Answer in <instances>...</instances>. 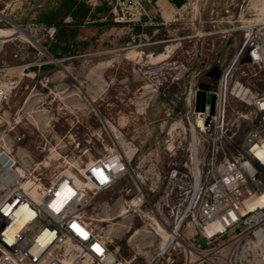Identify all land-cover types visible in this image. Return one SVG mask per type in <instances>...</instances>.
I'll return each instance as SVG.
<instances>
[{"label": "rangeland", "instance_id": "rangeland-1", "mask_svg": "<svg viewBox=\"0 0 264 264\" xmlns=\"http://www.w3.org/2000/svg\"><path fill=\"white\" fill-rule=\"evenodd\" d=\"M0 17L27 35L0 52V153L48 183L129 147L137 177L84 213L120 258L148 264L163 251L155 264H264L251 237L197 254L155 225L172 213L169 175L188 157L185 98L236 63L235 76L264 95V62L246 66L251 48L264 49V0H0Z\"/></svg>", "mask_w": 264, "mask_h": 264}, {"label": "built area", "instance_id": "built-area-1", "mask_svg": "<svg viewBox=\"0 0 264 264\" xmlns=\"http://www.w3.org/2000/svg\"><path fill=\"white\" fill-rule=\"evenodd\" d=\"M0 24L9 23L0 17ZM250 56L247 68L259 66L263 47H253ZM236 66L210 78L213 113L205 99L196 109L199 85L185 98L188 157L184 171L169 175L178 196L168 205L171 215L159 223L165 232L177 233L185 251L197 254L230 235L241 244L249 237L258 242L257 234H264V95L235 76ZM127 150L48 183L11 151L0 153V264H132L84 215L94 196L137 177L132 167L137 152ZM66 187L74 195L61 201ZM261 244L264 249V239Z\"/></svg>", "mask_w": 264, "mask_h": 264}, {"label": "bare ground", "instance_id": "bare-ground-1", "mask_svg": "<svg viewBox=\"0 0 264 264\" xmlns=\"http://www.w3.org/2000/svg\"><path fill=\"white\" fill-rule=\"evenodd\" d=\"M9 23L11 24V26L13 27H11V29H0V52L2 51V48H3V46L8 42V40L10 39V38H12V37H14V36H20V37H27V35H26V33L20 28V27H18L17 25H12V22L11 21H9ZM25 39H27V38H25ZM5 40H7L6 41V43H5ZM5 43V44H4ZM3 44V45H2ZM1 45H2V47H1ZM251 50H252V48H251ZM255 55L256 56H259V55H257L256 53H255ZM248 56V59L249 60H252V58H251V56H250V51H249V54L247 55ZM263 58H264V56H263ZM264 61V60H263ZM263 61H261V62H263ZM72 195H74V192L69 188V187H66V188H64L61 192H60V194L58 195L59 196V198L61 199V201H66L67 199H69ZM155 222V221H154ZM155 225H156V230H157V232H161V234L163 233V235H167L169 238H172L173 236H175V235H177V233L175 232L174 234L172 233V234H170V233H167V232H165L164 230H163V228L161 227V225L158 223V222H155ZM167 236L166 237H164L165 239L167 238ZM257 237H258V239L259 240H262L263 238H264V234L263 233H258L257 234ZM162 239H163V237H161ZM258 240V242L256 241L255 242V244H259V241Z\"/></svg>", "mask_w": 264, "mask_h": 264}, {"label": "water", "instance_id": "water-1", "mask_svg": "<svg viewBox=\"0 0 264 264\" xmlns=\"http://www.w3.org/2000/svg\"><path fill=\"white\" fill-rule=\"evenodd\" d=\"M220 76V70L218 68L212 69L208 73L209 78H218ZM210 91V85L206 83H202L199 85V90L196 95V109H202L201 102L205 99L208 103H210L211 113H213L214 109V97L207 95V92Z\"/></svg>", "mask_w": 264, "mask_h": 264}, {"label": "crops", "instance_id": "crops-1", "mask_svg": "<svg viewBox=\"0 0 264 264\" xmlns=\"http://www.w3.org/2000/svg\"><path fill=\"white\" fill-rule=\"evenodd\" d=\"M156 222H157V221H156ZM162 234H163V233H162ZM162 234H161V235H162Z\"/></svg>", "mask_w": 264, "mask_h": 264}]
</instances>
